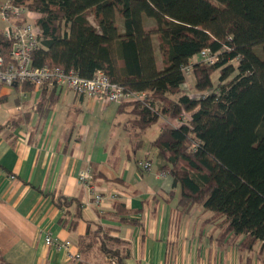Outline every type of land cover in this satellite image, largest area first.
Returning a JSON list of instances; mask_svg holds the SVG:
<instances>
[{"label":"trees","instance_id":"1","mask_svg":"<svg viewBox=\"0 0 264 264\" xmlns=\"http://www.w3.org/2000/svg\"><path fill=\"white\" fill-rule=\"evenodd\" d=\"M15 3L40 14L36 23L42 38L32 55L34 66L73 68L83 77L102 70L126 89L146 92L141 100L119 103V110L130 116L124 128L138 148L144 134L159 122L151 144L160 150L174 187L180 186L181 212L197 205L211 211L206 222L220 229L219 244L244 235L240 248H252L258 241L264 247V0ZM147 19L155 25L147 27ZM12 45L0 31V52L7 58ZM205 48L217 54L216 62L194 60ZM186 65H191L197 97L183 88L188 82ZM33 87L23 84L26 90ZM46 90L44 86L36 104L39 119L55 103L53 91ZM183 112L190 114L188 124L177 123ZM29 120L30 113H25L8 126ZM98 173L93 171L94 182ZM53 198L66 216L63 224L76 229L83 217L80 200L63 194ZM114 208L117 215L129 212L124 201H115ZM112 230L88 222L76 241L83 262L128 264L131 241ZM0 264H12L1 250Z\"/></svg>","mask_w":264,"mask_h":264},{"label":"crops","instance_id":"2","mask_svg":"<svg viewBox=\"0 0 264 264\" xmlns=\"http://www.w3.org/2000/svg\"><path fill=\"white\" fill-rule=\"evenodd\" d=\"M5 25L0 14V31ZM45 87L55 103L43 119L36 104L44 87L23 88L24 93L0 87V250L6 261L64 264L65 251L47 245L46 235L76 243L91 222L113 227L112 234L131 241L128 264H264L260 241L242 249L244 235H233L219 244L220 229L206 222L211 211L199 205L189 212L177 208L180 186L174 187L155 149L146 155L144 142L136 148L118 102ZM25 113L28 122L8 126ZM144 159L152 161L150 171L138 165ZM87 169L99 172L95 183L105 189L101 206L79 180ZM59 194L81 202L83 217L74 230L63 224L66 216L53 198ZM117 200L126 203L125 215H117Z\"/></svg>","mask_w":264,"mask_h":264},{"label":"built area","instance_id":"3","mask_svg":"<svg viewBox=\"0 0 264 264\" xmlns=\"http://www.w3.org/2000/svg\"><path fill=\"white\" fill-rule=\"evenodd\" d=\"M0 14L6 22L2 30L3 36L13 41L8 58L0 52V87L20 88L22 92L24 83H31L38 87L50 85L64 92L73 91L79 95L118 103L141 100L146 96V92L129 90L112 81L102 70L96 71L92 77H83L73 68L67 70L61 66H34L32 55L39 47L42 38L40 27L36 23V17L40 14L16 4L15 0H0ZM217 59V54L209 48L201 50L194 57V60H201L208 64L216 62ZM183 71L188 78L191 75V65L184 66ZM189 122L190 114L187 112L181 113L177 118L178 124ZM138 165L143 171L152 169V161L149 159L140 160ZM166 174V171L162 172V176ZM11 178L14 179L15 175L11 174ZM79 180L88 188L93 197V203L101 206L105 189L93 181L92 170L82 171ZM45 243L65 251L67 261L64 264L82 262L83 257L73 241L61 240L48 234L45 237Z\"/></svg>","mask_w":264,"mask_h":264},{"label":"rangeland","instance_id":"4","mask_svg":"<svg viewBox=\"0 0 264 264\" xmlns=\"http://www.w3.org/2000/svg\"><path fill=\"white\" fill-rule=\"evenodd\" d=\"M90 19L94 22L93 20V17H90ZM147 27H153L155 25V22L152 20V19H147ZM154 38H155V44H156V49H157V53H158V65L160 66V68L163 66L162 64V61H161V52H160V49H159V45H158V39H157V36L154 35ZM234 63H236V60L233 61ZM215 77L219 75V70L216 71L214 73ZM217 79H216V83H217ZM195 85V78H194V75L191 74L189 77H188V82L186 85L183 86L184 90L185 91H188L190 93V95L192 96H198L197 93H198V90L195 89L194 87ZM128 118H130L129 114H127L126 116V122L128 120ZM162 119V120H161ZM160 121L164 122L163 119L164 118H161ZM133 121H130V126L133 124L132 123ZM157 125H159V122L157 123ZM133 126V125H132ZM158 126H156V124H154L145 134H144V152L147 154H149V152L153 149H155V156L156 158L158 157L159 159H161L164 163H165V160L163 159L162 155H161V152L158 148L156 147H153L151 142L152 140H154L158 134ZM151 155H153V153H151ZM160 160V161H161Z\"/></svg>","mask_w":264,"mask_h":264}]
</instances>
